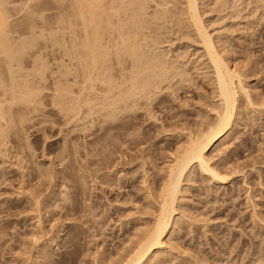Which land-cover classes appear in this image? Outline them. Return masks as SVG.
Wrapping results in <instances>:
<instances>
[{"label": "rangeland", "instance_id": "obj_1", "mask_svg": "<svg viewBox=\"0 0 264 264\" xmlns=\"http://www.w3.org/2000/svg\"><path fill=\"white\" fill-rule=\"evenodd\" d=\"M2 1L20 57L6 64L0 54V79L36 86L40 102L30 113L14 106L8 148L0 147V264H120L152 226L178 149L216 120L214 70L186 18V1H143L141 54L167 65L175 60L177 67L170 62L173 71L166 65L168 74H150L156 81L145 76L155 87L138 90L130 109H119L114 119L106 117L107 108L73 118L67 90L59 96L63 106L57 103V86L73 85L71 34L60 20L66 2ZM199 8L253 104L240 93L233 127L208 152L226 182L196 166L184 175L167 247L153 264H264V0H199ZM19 107L24 110L17 113ZM34 161L50 168L51 180Z\"/></svg>", "mask_w": 264, "mask_h": 264}, {"label": "bare ground", "instance_id": "obj_2", "mask_svg": "<svg viewBox=\"0 0 264 264\" xmlns=\"http://www.w3.org/2000/svg\"><path fill=\"white\" fill-rule=\"evenodd\" d=\"M28 1H36L35 4H38L41 1L49 0ZM143 1L145 2V0H63L61 2H66V6L65 14L60 17V20H63L62 23H67L65 28H67L71 34V48L73 49V83L71 84L73 85H71L70 88L67 86L69 89L66 86L65 88L64 86L61 88V86L58 85L57 87L59 89H57L58 91L56 93L59 99V96L60 98L65 97L66 92L64 93V90L68 91L70 95L65 99L71 103L70 110L72 111L73 118L81 119L82 115L87 116L95 110L100 111V108L101 110L107 108L109 109L108 114L110 117L107 113L106 117L114 119V116L118 115L119 112L122 111L121 109L127 106L128 102H131V100L132 102H135V96H138L139 94L138 90L145 89L146 87L149 88L152 85V82L149 83V85H151L148 86V83L145 82L146 80L143 81L144 79H147L145 76L148 75V78H152V76L149 77L150 74L154 76L157 75V73L159 74V71L161 72L163 69L166 71L165 66L167 64H164L166 62H164L162 58L158 57V60L162 59L161 61H158L157 56L154 58L151 56L150 58H153L154 61L148 57L147 58L151 61L147 58L145 60L144 57L146 55L143 56L144 51L143 48L140 47L141 39L138 41L140 36H138L137 33L141 32V24L145 22L143 19L146 15V13H144L146 5L144 6ZM147 1L145 3H147ZM185 1L186 12L185 10L182 11L185 12V15L187 14L186 18L191 22L190 24L193 31L195 30L197 33L200 45L204 50L203 52L214 70L220 104L219 108H217L218 110L216 109V112L214 113L216 120L206 125L205 128L198 130V132L196 131L194 134L190 133L185 147L183 146L184 148H181L182 150L178 149V151H180L179 154H175L177 156L173 158L174 161L172 160V163L167 166V179L165 178V184L162 183L164 187L163 189L161 187L162 190H160L161 193H159V195L161 194V199L160 197L158 198L160 199V203L159 209L157 210L158 213L154 216L155 220L150 229L146 231L145 236H142V239L140 238L141 240H138V243L134 245L131 251H129L130 253H127V257L125 256L126 258L120 261V264H153L164 255V248L167 244L165 239L167 238V234L171 231L170 229L175 221L174 215L177 213L176 201L178 200V195H180L179 193H181V183L183 182L182 180H184V175H186V172L189 171L192 166L198 167L201 173L209 176L213 181L218 183L226 182L227 176L225 174V176L222 175L223 173L221 174V171L212 165V158L208 155V152L212 147L216 146L218 142L221 143L227 138L229 131L233 127L234 120L237 118V110L239 109L238 98L240 93L246 95L250 104L252 102L249 97L250 92L247 91L242 84V76L240 77L237 70L229 66L228 62L224 59V56L221 55L220 50H218L212 35L207 31L200 13L199 0ZM3 4V1L0 0V54L5 55L6 64H11L12 61L17 60L20 57V51L14 46V42L11 41L7 34L9 18ZM26 6L25 8L30 12V6ZM120 10L124 12V14H122L123 16L120 15ZM142 12L144 14L143 19L142 16H140V13ZM65 23H63V25ZM144 26L145 23L143 27ZM63 28L64 27H61V29ZM30 30L31 35L36 37L33 33L32 26H30ZM137 42L140 45H138ZM155 60H157V63ZM169 60L167 65L168 68L169 64L172 63V60ZM146 62L147 64L144 66ZM149 62H155V64H151L150 66L148 65ZM174 62L176 63L175 60ZM174 62L171 65L174 64L176 68L177 66ZM126 63H128V66L125 65ZM169 69L171 71L174 70H172V68ZM169 69H167V71ZM11 70L10 66H8L7 71L11 73ZM114 70H116L118 74L116 71L114 72ZM3 73L4 71L0 69V78ZM164 74H168V72L163 73L162 75ZM165 76H162L163 79L168 75ZM152 79L155 78L153 77ZM163 79L161 80L160 77L161 82ZM148 80L149 79H147V82ZM154 81H156V79ZM157 81H159V78ZM140 82H145L146 84L142 86ZM156 84L157 83L151 87H155ZM145 90L144 92L143 90L140 91V93L143 92L146 94L145 92L149 91ZM39 94L40 89L36 86H31L24 82L17 84L11 83L10 86H8L0 79V147L8 146L7 135L9 131L8 129L11 128V125L14 122L12 120L14 106L22 105L25 110H28V113L32 111L35 112L37 111L36 103L40 102L38 99ZM134 97L135 99L133 101L132 98ZM61 102L62 101L59 99V102L57 103L62 105ZM98 105H100L99 108L97 107ZM84 106L87 107V113L82 111ZM128 106L131 107L130 104H128ZM96 107L98 109H96ZM23 108L19 107L16 109V112L19 113L23 111ZM119 109L120 111L118 112ZM23 117L24 115L20 116V122H22ZM27 142L30 145L28 140ZM34 153L35 152L32 150V158H35ZM1 155L4 154L2 153ZM34 164H36L40 175H47L46 177H49L51 173H53L47 166V168H43L44 166L36 163V161H34ZM40 175H38V177ZM51 177H49L50 180ZM53 179L54 178H52V180ZM50 182L51 181H49V183ZM34 199L35 198L33 197L31 201L36 203L35 206L37 205L38 207L41 205ZM54 203L55 201L53 202V205ZM53 205L51 207H53ZM38 209L39 208H37V210ZM32 210L34 209L32 208ZM46 211H49V209H46ZM41 216H39V218ZM41 219L42 218H40L39 221L37 220L40 225L43 221H41ZM38 228H40V232L45 230L43 227L44 230H42L39 225ZM42 236L44 235L42 234L39 238L36 236L34 243H39ZM45 254L46 253H44V256Z\"/></svg>", "mask_w": 264, "mask_h": 264}]
</instances>
